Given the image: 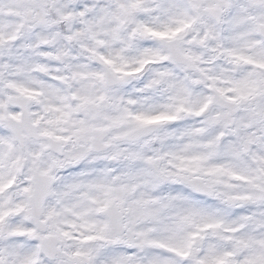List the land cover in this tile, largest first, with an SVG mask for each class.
<instances>
[{"label": "clouds", "instance_id": "clouds-1", "mask_svg": "<svg viewBox=\"0 0 264 264\" xmlns=\"http://www.w3.org/2000/svg\"><path fill=\"white\" fill-rule=\"evenodd\" d=\"M0 264H264V0H0Z\"/></svg>", "mask_w": 264, "mask_h": 264}, {"label": "snow or ice", "instance_id": "snow-or-ice-1", "mask_svg": "<svg viewBox=\"0 0 264 264\" xmlns=\"http://www.w3.org/2000/svg\"><path fill=\"white\" fill-rule=\"evenodd\" d=\"M133 119L135 121H137L141 126H151V125H156V124L162 123V122L169 120L171 118L168 116H164V115L147 116V115L137 114L133 117ZM79 131L82 133H87L89 131V129L85 127V128L80 129ZM125 135H130V134H125ZM122 138L123 137H119V136L114 137V139H116V140H119ZM129 158L132 160H136V159H139L140 157L137 154L132 153V154H130ZM173 158L179 161L178 164L174 165V167L177 169V172L175 174L172 172H169L165 168H160L158 166L160 158H156L153 160L146 161L149 165H152L154 168V171L151 173L153 180L170 178L173 180V182H175L177 179H181V180H184V181L188 182L189 184H191L192 187L194 188V190H196V191H203V192H205V194L210 193L211 185L202 184L200 182L201 178L199 176H197V172L200 170L199 165L197 163L200 159L199 157L184 158V157H175L174 156ZM185 159L188 160L187 164H185ZM193 165H195V166H193ZM214 172H215L214 169H209L207 171L206 175H212V174H214ZM82 175H84V173H82ZM93 186L94 185H89V187H93ZM95 186L102 188L104 190L105 195L110 197V199L108 201H106V204H112V203H115L117 201L122 202L123 196L126 195V193L130 189L134 190L136 187L135 184L123 186L119 189L114 188L111 184H101V185H95ZM113 193H119V195L113 196ZM137 203H139L143 206H146L149 203H155V201H142V202H137ZM100 210L102 211L103 208H101ZM192 214L193 215H199V214H201V212H200V210L193 209ZM207 226L211 227L212 225L209 224Z\"/></svg>", "mask_w": 264, "mask_h": 264}]
</instances>
